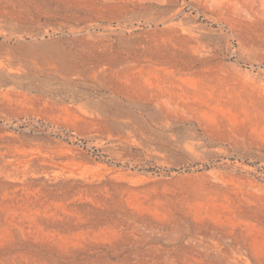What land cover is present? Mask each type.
Masks as SVG:
<instances>
[{"label": "rangeland", "instance_id": "rangeland-1", "mask_svg": "<svg viewBox=\"0 0 264 264\" xmlns=\"http://www.w3.org/2000/svg\"><path fill=\"white\" fill-rule=\"evenodd\" d=\"M0 264H264V0H0Z\"/></svg>", "mask_w": 264, "mask_h": 264}]
</instances>
